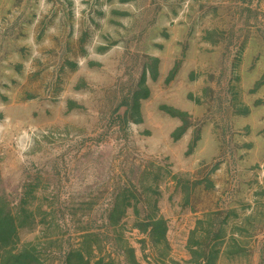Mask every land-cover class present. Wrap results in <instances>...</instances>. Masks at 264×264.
<instances>
[{
	"label": "rangeland",
	"instance_id": "obj_1",
	"mask_svg": "<svg viewBox=\"0 0 264 264\" xmlns=\"http://www.w3.org/2000/svg\"><path fill=\"white\" fill-rule=\"evenodd\" d=\"M28 262L264 264V0H0V264Z\"/></svg>",
	"mask_w": 264,
	"mask_h": 264
},
{
	"label": "trees",
	"instance_id": "obj_2",
	"mask_svg": "<svg viewBox=\"0 0 264 264\" xmlns=\"http://www.w3.org/2000/svg\"><path fill=\"white\" fill-rule=\"evenodd\" d=\"M34 258H32V259H30V260H33ZM36 261H37V259H36ZM38 262V261H37ZM39 263V262H38ZM26 264H31V262H28V263H26ZM40 264H43V263H40Z\"/></svg>",
	"mask_w": 264,
	"mask_h": 264
}]
</instances>
